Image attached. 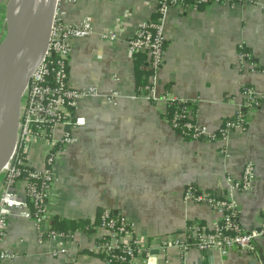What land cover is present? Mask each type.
<instances>
[{"label":"crops","instance_id":"obj_1","mask_svg":"<svg viewBox=\"0 0 264 264\" xmlns=\"http://www.w3.org/2000/svg\"><path fill=\"white\" fill-rule=\"evenodd\" d=\"M158 1L75 0L64 6L66 20L88 21L95 31L91 38L72 41L69 85L118 91L121 96L116 104L87 97L71 108L72 116L85 118L86 124L66 125L56 133L58 138L69 132L77 141L57 156L48 203L54 217L67 220L94 223L103 209L128 215L152 249L149 264H181L178 247L162 249L164 238H183L190 222L209 226L218 218L207 204L186 198L187 192L226 198L229 178L239 180L247 163L255 166V179L249 191L236 193L239 223L246 232H259L264 225V98L251 110L242 106L241 96L244 86L264 94V0L168 11L165 61L152 78L157 96L169 94L195 103L197 122L215 133L240 107L247 121L245 131L226 138L192 141L164 119L162 102L136 94L128 41L143 21L152 18ZM104 31L116 32L118 39H101ZM241 42L253 55L255 70L239 67ZM45 148L42 143L32 146L38 166ZM72 233V245L78 247L74 264H101L89 252L91 233L83 228ZM2 246L15 254L3 264H63L51 254L53 242L41 239L33 221L18 209L11 212ZM262 255L264 242L259 238L251 253L220 257L192 248L186 262L264 264Z\"/></svg>","mask_w":264,"mask_h":264},{"label":"built area","instance_id":"obj_2","mask_svg":"<svg viewBox=\"0 0 264 264\" xmlns=\"http://www.w3.org/2000/svg\"><path fill=\"white\" fill-rule=\"evenodd\" d=\"M250 1L252 0H194L195 4L188 6L185 0H159L155 10L159 14L158 22H153L151 18L143 21L128 41V51L132 57L139 52L147 53L149 68L155 72V77L165 61L164 21L171 8L186 11L189 8L199 9V4L209 6L215 3L234 7ZM74 2L75 0H58L48 50L41 64L32 73L22 97L15 152L0 178V264L15 258L13 252L2 246L14 209L20 210L25 218L33 221L41 239L53 242L51 254L55 258H61L63 264H74L78 252V247L72 245V232L62 233L53 229V215L47 203L56 179L57 156L77 141L69 132L58 138L56 133L66 125L79 127L86 124L85 118L71 114V108L77 105L78 100L93 97L116 104L121 94L118 91L102 93L92 87L77 90L69 85L68 61L73 50L72 41L95 35L90 22L66 20L64 6ZM100 37L106 41L118 39L114 31H104ZM238 48L239 67L255 70L253 55L245 44L241 42ZM152 83L153 86L146 88L147 95L143 96L162 102L165 109L171 100H181L169 94L158 97L155 79ZM241 96L242 106L251 110L257 108L264 98L263 93L251 86H244ZM186 115L192 119L187 126L194 130L195 139L215 140L218 135L226 138L232 132L246 130L247 121L241 107L232 118L222 123L217 133L200 125L197 115L191 112ZM185 116L184 113L174 116L169 122L173 130L178 128L181 118ZM34 143L46 145L41 156V166L37 165L31 155ZM254 179L255 166L247 163L239 180L229 178L230 192L226 198L217 199L205 193L187 192L186 198L211 207L217 214V221L209 226L195 224L187 229L183 238L176 234L167 235L162 242V249L178 247L181 250V264H187L188 252L192 248L209 254L217 253L220 257H227L231 252H254L255 241L260 238L264 242V225L259 232H246L239 223L240 205L236 198V193L247 192L253 187ZM85 230L94 237L89 252L98 256L101 264H149L152 249L146 237L139 233L134 218L112 209H103L99 223H89Z\"/></svg>","mask_w":264,"mask_h":264},{"label":"water","instance_id":"obj_3","mask_svg":"<svg viewBox=\"0 0 264 264\" xmlns=\"http://www.w3.org/2000/svg\"><path fill=\"white\" fill-rule=\"evenodd\" d=\"M33 1L25 0L22 9L16 13L15 0H11L7 9L6 35L0 43V178L15 152L22 97L32 73L41 64L48 50L58 2L47 0L40 17L28 29L21 49L15 56H11L16 29L30 16ZM37 50L42 51L39 60L28 66L30 56ZM262 257L264 258L263 255Z\"/></svg>","mask_w":264,"mask_h":264},{"label":"trees","instance_id":"obj_4","mask_svg":"<svg viewBox=\"0 0 264 264\" xmlns=\"http://www.w3.org/2000/svg\"><path fill=\"white\" fill-rule=\"evenodd\" d=\"M253 1V0H252ZM186 5L192 6L195 4L194 0H185ZM206 7L204 4H199L198 8L202 9ZM153 22H158L159 14L155 13L152 16ZM165 48L167 49V41L165 43ZM134 68H135V78H136V94L138 96L147 95L148 91L146 90L147 87L153 86L152 84V78L155 75V72L149 68V58L147 53L139 52L136 53L134 56ZM168 86L166 87V89ZM168 90V89H167ZM188 112H191L194 115L198 114V106L187 100H171L163 113L164 119H166L168 122H171V120L174 118V116L177 113H184L188 114ZM192 119H190L187 115L185 117H182L179 123V126L176 130H174L177 134L181 135L183 139L192 141V140H203V139H195L194 138V130L192 128H189L187 124L191 122ZM218 137L222 138L221 135H218ZM47 202V200H45ZM48 203V202H47ZM102 211V210H101ZM99 211L97 213L96 219L94 221L95 224L99 223L100 221V213ZM89 221H75V220H67L59 217L53 216V229L62 232V233H69L74 232L78 229H85V226L88 225ZM195 224L199 225H206L203 222H190L188 225V229L190 227H193ZM204 252V251H203Z\"/></svg>","mask_w":264,"mask_h":264},{"label":"bare ground","instance_id":"obj_5","mask_svg":"<svg viewBox=\"0 0 264 264\" xmlns=\"http://www.w3.org/2000/svg\"><path fill=\"white\" fill-rule=\"evenodd\" d=\"M25 0H15L14 2V7H15V12L18 13L22 9V4ZM47 0H34L32 3V8H31V14L30 16L21 24L18 25L16 29V34H15V43L14 47L12 48V53L11 56H15L18 51L21 49L25 38L27 36V31L30 29L38 20L40 17L41 13L43 12L45 6H46ZM42 51L37 50L35 51L29 58L28 60V66L29 65H34L40 58Z\"/></svg>","mask_w":264,"mask_h":264},{"label":"rangeland","instance_id":"obj_6","mask_svg":"<svg viewBox=\"0 0 264 264\" xmlns=\"http://www.w3.org/2000/svg\"><path fill=\"white\" fill-rule=\"evenodd\" d=\"M11 0H0V43L6 35L7 9Z\"/></svg>","mask_w":264,"mask_h":264}]
</instances>
